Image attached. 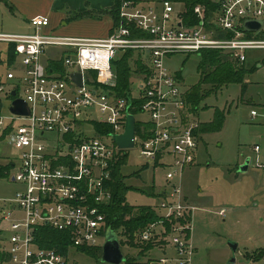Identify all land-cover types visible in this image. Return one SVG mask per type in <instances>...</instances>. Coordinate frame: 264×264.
I'll use <instances>...</instances> for the list:
<instances>
[{
  "label": "built area",
  "instance_id": "obj_1",
  "mask_svg": "<svg viewBox=\"0 0 264 264\" xmlns=\"http://www.w3.org/2000/svg\"><path fill=\"white\" fill-rule=\"evenodd\" d=\"M209 1L211 8L194 6V22L186 17L184 24L172 0H158L153 6L121 0L118 21L103 39L45 33L49 21L44 17L29 21L31 33L0 34V42L13 44L21 59L20 74L6 75L13 81L10 93L15 91L14 98L29 109L27 116L0 114V131L15 154V162L9 163L15 168L10 178L21 186L13 197L0 198V264H66V256L55 249L37 246L35 236L41 227L68 234L70 249L101 247L108 226L100 209L110 203L112 170L128 151L119 149L112 136L124 133L126 116L135 107L148 117L144 124L150 127L142 126L139 135L134 132L132 148L137 147L146 162L165 167L167 189L155 208L166 210L162 217L169 224L176 263L192 264L190 234L196 208L184 200L181 178L194 163L200 123L164 61L174 54L211 50L242 66L247 64V52L261 51L250 65L264 69V0ZM246 21L262 25L246 32ZM49 47L68 49L60 60L63 75L43 64ZM125 51H132L143 66L134 72L127 98L113 91L116 76L111 67ZM72 72L81 73L80 87L72 82ZM86 72L95 77L85 78ZM3 92L0 84V96ZM250 116L257 114L251 111ZM94 123L111 132L98 134ZM258 149L254 147L255 152ZM152 229L150 225L143 230L139 241H151Z\"/></svg>",
  "mask_w": 264,
  "mask_h": 264
},
{
  "label": "rangeland",
  "instance_id": "obj_2",
  "mask_svg": "<svg viewBox=\"0 0 264 264\" xmlns=\"http://www.w3.org/2000/svg\"><path fill=\"white\" fill-rule=\"evenodd\" d=\"M140 1L153 6L158 0ZM175 8L183 14L182 6L177 4ZM15 15L0 3V34L28 32ZM188 17L189 23L194 22L192 16ZM8 45L0 42V84L4 87L0 96L2 115L9 111L11 100L7 95L13 88V81H8L6 75L9 72L15 76L20 74V69L11 67L9 63ZM59 50L48 49L44 57H56ZM261 54V51L247 52V64ZM135 60L137 58L133 56L132 71L136 69L133 64ZM20 63L21 59L16 58L15 64ZM199 63L197 54H174L164 61L170 74L179 77L180 88L185 92L199 81ZM89 74L95 77L94 73L86 72L85 78ZM263 75V68L254 73H244L247 90L243 95L238 84H225L212 92L201 85L203 97L198 105L196 120L204 125V131L200 133L199 151L193 167L185 170L181 178L182 195L186 194V203L196 208L191 231L194 249L192 264H264ZM135 78L133 73L130 82H134ZM251 111H255L257 116L252 118ZM134 117L142 124L148 120L145 114L139 113ZM255 146L259 147L258 152H254ZM127 150V161L121 167L124 183L131 188L126 193V201L132 206L156 209L154 204L161 201L159 193L167 189L166 169L161 163L146 162L139 156L137 147ZM14 156L4 133L0 131V165L10 166V161L15 162ZM247 160V170L238 172ZM14 170L10 166L0 176V198H11L21 189L18 183L11 181ZM220 210H224V215H218ZM158 211L161 215L166 214V210ZM158 230L161 228L152 229L153 238L159 233ZM169 240L171 242V237ZM230 243L236 245L235 251L229 247ZM260 254L262 257H259ZM66 264L106 263L101 262V255L97 252L89 255L71 250Z\"/></svg>",
  "mask_w": 264,
  "mask_h": 264
},
{
  "label": "trees",
  "instance_id": "obj_3",
  "mask_svg": "<svg viewBox=\"0 0 264 264\" xmlns=\"http://www.w3.org/2000/svg\"><path fill=\"white\" fill-rule=\"evenodd\" d=\"M137 2L138 0H130ZM174 3L183 7V23L186 24V17L192 15V9L196 5H208L211 6L209 0H172ZM121 0H114V5L111 9L99 12L101 14H109L114 19L116 24L118 21V9ZM9 63L11 64L15 59L14 45L9 44ZM134 53L132 51H125L118 55L112 61V70L116 76V85L113 91L118 97L127 98L130 95V78L136 71L142 70L143 66L139 59L135 60L133 64L136 69L132 71L131 60ZM200 63L198 66L199 81L193 88L185 92V99L190 105L192 112L197 114L198 105L203 97L201 91V85H205L209 92L224 86L225 84H238L241 86V94L246 92L247 85L243 80L244 73L256 72V68L251 65H237L227 55L220 53L219 51L205 50L199 54ZM51 71H57L60 75H63L64 70L62 63L55 62L50 63L47 66ZM237 67V68H236ZM243 71V73H242ZM93 77V76H92ZM179 78V77H178ZM177 78V79H178ZM11 99V98H10ZM136 106L137 101L134 103ZM130 113L135 116L140 111L137 107L132 109ZM96 132L98 134H109L111 129L105 125H98L94 123ZM144 126L148 129V124H142L138 121L135 122L136 135L140 134L141 127ZM204 131V125L200 124V127L195 132L196 135ZM147 137L146 136H143ZM200 138V137H199ZM127 153L116 163L111 173V182L108 184L111 191V200L109 205L102 207L100 211L105 215L107 226L116 233L120 238V245L134 246L135 240L138 234L145 230L149 225L161 222L165 229H169V224L164 220L162 216L157 213L150 206H132L126 201V193L131 191V188L124 183V176L121 174V167L125 165L127 161ZM11 166V165H10ZM7 166H0V176L7 172L10 168ZM35 242L41 249H55L61 255L66 256L71 248L70 237L68 234L55 231L49 227H41L37 230L35 236ZM149 245V244H148ZM81 253L93 254L99 253L100 248H78ZM259 257H262L260 254ZM258 257V259H259Z\"/></svg>",
  "mask_w": 264,
  "mask_h": 264
},
{
  "label": "crops",
  "instance_id": "obj_4",
  "mask_svg": "<svg viewBox=\"0 0 264 264\" xmlns=\"http://www.w3.org/2000/svg\"><path fill=\"white\" fill-rule=\"evenodd\" d=\"M137 2L141 3L140 0ZM0 3L5 8H8L13 15L16 14L15 17L21 20L22 24H24L29 33L32 32V29L29 27V21L31 19L43 17L47 18L49 21V25L43 29L44 32L57 37L103 39L108 37L115 25L114 19L111 15L107 13L98 15L99 12L111 9L114 5V0H0ZM28 32L24 34H28ZM24 34L3 33L1 35ZM52 48H58L60 50L57 52V56L53 58H45L44 53L42 56V62L45 66H49L50 63L59 62L62 55L68 52V49L64 47H49L45 50V52ZM16 58L18 57L15 54V59H13L10 65L11 67L14 66L17 67V69H20V64H15ZM54 72L59 73L55 70ZM193 164L189 166L186 171L192 169ZM163 192L164 190L159 193L161 198ZM153 194L155 193L153 192ZM183 197L186 201V194ZM154 205H156V203ZM153 210L157 213V215L163 216L158 209ZM222 215H224V210ZM157 227L161 228V230H158L159 233L149 242H137L138 238L136 237L134 246L120 245L121 252L125 258V262L121 264H177L175 248L169 240V237L171 236L168 230L165 229L161 222L154 224L153 228ZM118 240H120V238H118ZM190 242L192 244V234H190ZM71 250L79 252L78 250L70 249L66 258ZM101 254L102 246L100 247V255ZM162 260L165 261L162 262Z\"/></svg>",
  "mask_w": 264,
  "mask_h": 264
},
{
  "label": "water",
  "instance_id": "obj_5",
  "mask_svg": "<svg viewBox=\"0 0 264 264\" xmlns=\"http://www.w3.org/2000/svg\"><path fill=\"white\" fill-rule=\"evenodd\" d=\"M262 25L261 21H246L243 25V29L246 32L257 31ZM70 78L77 86L82 85V75L79 72L70 73ZM11 97H15V91L10 93ZM9 112L17 116L29 115V109L27 104L19 98H14L9 107ZM135 121L131 114H127L126 123L124 126V133L122 135H113L112 138L119 149L127 150L134 146ZM249 161H245L243 165L239 167L238 172L242 173L247 170ZM13 180V179H12ZM229 247L235 251L236 245L229 244ZM101 262L106 264H121L125 262V258L121 252L120 242L118 236L109 227L105 233L104 243L102 245Z\"/></svg>",
  "mask_w": 264,
  "mask_h": 264
}]
</instances>
